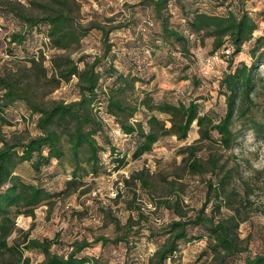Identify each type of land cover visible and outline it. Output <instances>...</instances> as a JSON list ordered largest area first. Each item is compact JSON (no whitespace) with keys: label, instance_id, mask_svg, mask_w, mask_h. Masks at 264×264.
Returning a JSON list of instances; mask_svg holds the SVG:
<instances>
[{"label":"rangeland","instance_id":"rangeland-1","mask_svg":"<svg viewBox=\"0 0 264 264\" xmlns=\"http://www.w3.org/2000/svg\"><path fill=\"white\" fill-rule=\"evenodd\" d=\"M26 7L29 3H45L49 0H15ZM79 5L78 15L83 24L91 20L104 21L115 17L116 21H129V28L113 32L110 42L113 44L109 59L122 73H131L145 83L136 82V87L149 92L156 101L187 103L195 99L201 113H210L219 119L225 112L224 97L218 95V81L226 70L227 57L221 51L211 53V38L200 39L191 35L190 54L183 57L179 51L156 41L159 33L153 12L148 2L143 0H75ZM186 10L191 7L190 0H180ZM204 11L225 14L229 9L239 13L247 11L258 23L253 37L264 35V21L259 12L264 9V0H228L227 4L216 7L212 0L194 3ZM170 23L179 31L187 33L183 13L177 0L169 3ZM37 13V11H34ZM47 27L29 29L21 21L9 14L0 13V76L10 77L15 82L31 89V98L48 105L53 101L69 103L78 98L77 79L68 82H47L37 73L35 66L29 63L35 57L46 70L47 77L53 73L51 59L56 53L49 45ZM12 33H21L25 40L21 43H9ZM160 45L157 49L154 44ZM252 41L242 47L235 57L234 64L250 62L248 51ZM102 52L101 36L91 31L81 40L79 49L71 54L75 58L83 53L91 60ZM82 67V65H81ZM103 72L104 67L101 69ZM258 85L254 100L256 102L251 117L263 125L262 130L250 128L248 120H237L233 126L236 138L229 148L219 142V136L213 132L212 140H198V128L193 124L188 136L178 140L175 135L161 137L151 151L133 158L135 139L125 136L116 121L102 114L104 130L109 143L99 138L103 146L99 158L101 169L98 174L88 172L80 181L67 185L71 179V165L68 160L62 163L53 161L43 169L42 176L36 177L30 163L20 164L15 174L25 182H40L50 192L57 193L49 202H43L31 214L15 217V230L9 237L12 250L6 253L0 264H21L23 259L35 264L43 260L36 250L26 249L30 240L49 239L50 251L65 255L71 250L74 240L92 241L98 236L114 237L117 229L107 213L124 224L132 217L133 228L138 234L130 236L129 245L102 246L92 244L84 249L81 256L100 257L101 264H145L148 258L163 243L164 237H149L148 227L158 229L178 216L177 207L185 216H193L201 208L207 197L210 203L206 213L210 214L213 204L219 203V216L239 211L241 219L239 237L247 246V252L239 254L229 264H243L245 257L264 251V65L259 66ZM110 79L103 72L100 87L105 88ZM2 90L0 88V95ZM165 119L162 114L155 113ZM149 114L138 111L130 123L139 120L146 124ZM37 115L32 114L23 101H16L6 108L0 117V136L7 141L13 138L27 139L39 133L36 128ZM169 126V123H167ZM2 143L0 142V146ZM112 147L115 152L112 151ZM193 149L194 157L190 152ZM124 155V165H118L116 158ZM215 161V168L209 171L207 162ZM197 159L206 167L203 173L191 172L187 164ZM229 173L225 190L215 198L213 189L208 194L207 183L217 187L218 180ZM145 181V183H144ZM64 191V192H62ZM234 191L229 201L228 192ZM177 204L173 207L174 201ZM167 202L170 208L164 206ZM190 237L197 239L181 242L174 263L169 264H208L210 256L206 250L208 238L200 228L189 230ZM132 247V248H129Z\"/></svg>","mask_w":264,"mask_h":264},{"label":"trees","instance_id":"trees-1","mask_svg":"<svg viewBox=\"0 0 264 264\" xmlns=\"http://www.w3.org/2000/svg\"><path fill=\"white\" fill-rule=\"evenodd\" d=\"M172 1L143 0L151 7L154 21L159 27L158 37L154 40L179 51L183 57H188L190 36L195 34L200 39H212V54L217 55L221 51L227 57L226 70L218 81V95L224 97L225 104V112L219 119H215L210 113H201L195 99L186 104L156 101L149 92L136 87V82L145 81L131 73H122L113 66L109 59L113 46L110 35L129 28V21H116L115 17H111L105 18L104 21L91 20L85 25L80 21L79 5L75 0L31 2L30 9L15 0H0V13L11 15L29 29L47 27L49 45L56 51L51 59L54 74L47 77L46 70L32 57L28 60L31 66L36 67L37 73L46 78L47 82L54 83V87L75 77L78 90V98L75 101H53L44 105L31 98V89L28 86L21 85L10 77L0 76V117L3 116L4 110L16 101H23L30 112L37 115L36 128L39 131L37 135L27 139L13 138L7 141L0 136V262L4 255L12 250L8 242L15 230V217L31 214L36 207L43 202H49L57 194L50 192L40 182H25L15 174L17 167L22 163H30L34 175L38 178L42 176L43 169L53 161L62 163L68 160L72 169L71 179L67 182L69 186L80 181L81 176L88 172L98 174L102 166L99 154L104 150L98 139L102 138L109 143L102 114L113 118L125 136L135 139L133 158L151 151L153 145L165 135H175L178 140L186 139L193 124L198 128V140L211 141L212 133L215 132L224 148H229L236 138L233 126L237 120L246 118L250 128L256 129L257 132L262 130L263 125L251 117L256 105L254 96L259 80L257 70L259 66L264 65V35L253 37L258 29L257 21L242 9L237 14L230 9L225 14L208 12L197 5L193 6L194 3L205 0H190L192 5L186 10L184 4L177 0L187 29L185 33L170 23L168 7ZM212 1L216 7H221L226 5L228 0ZM244 1L249 0H241V4ZM259 15L264 21V9ZM91 31L100 32L102 52L91 60L83 53H79L75 58L71 57V54L79 49L81 40ZM24 40L25 37L21 33H12L9 43L21 44ZM250 41L252 45L248 51L249 64L243 61L234 64L235 57L242 52L243 45ZM153 44L155 48H161L160 45ZM103 67V72L110 79L105 88L100 87ZM140 110L149 114L146 124L139 120L130 123L129 119ZM155 113L166 118L160 119ZM190 150L189 156L193 158V149ZM112 151L115 152L113 147ZM124 157L121 155L116 158L118 165H124ZM207 164L209 171L215 168L212 157ZM187 167L195 173L207 170L197 159L190 161ZM229 178L230 175L226 172L214 188L212 183L208 182L207 196H210L213 189L215 198H218L220 190H225L228 184L226 180ZM233 194L234 191L228 192L225 200L229 201ZM209 203L210 198L207 197L195 215L185 216L175 206V200L173 207H176L174 210L178 218L158 229L148 227L149 237L160 235L164 237V241L145 264L174 263L180 243L197 239L189 236V230L194 228L202 229L208 238L206 250L211 257L208 264H229L239 254L247 252V246L239 237L241 219L238 209L234 208L233 213L216 218L212 211H219L220 202L212 203L210 214L205 212ZM163 204L170 208L167 202ZM107 216L119 232L114 237L98 236L92 241L74 240L71 250L65 255L52 253V241L49 239L30 240L25 248L36 250L43 255V260L35 264H101L100 257L81 256L80 253L95 243L102 246L124 243L130 246V236L139 232L133 228L135 222L132 217L120 224L117 218L108 213ZM19 258L21 264H32L28 259H23L21 253ZM243 264H264V251L252 257H245Z\"/></svg>","mask_w":264,"mask_h":264},{"label":"built area","instance_id":"built-area-1","mask_svg":"<svg viewBox=\"0 0 264 264\" xmlns=\"http://www.w3.org/2000/svg\"><path fill=\"white\" fill-rule=\"evenodd\" d=\"M226 53H227V51H226Z\"/></svg>","mask_w":264,"mask_h":264}]
</instances>
